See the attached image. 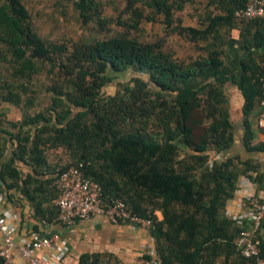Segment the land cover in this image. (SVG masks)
<instances>
[{
  "label": "trees",
  "instance_id": "1",
  "mask_svg": "<svg viewBox=\"0 0 264 264\" xmlns=\"http://www.w3.org/2000/svg\"><path fill=\"white\" fill-rule=\"evenodd\" d=\"M65 1L84 27L103 37L50 41L37 31L25 0H0V106L22 109L17 120L0 112L1 191H10L16 205L29 202L39 224H61L54 183L61 170L81 167L101 186L106 207L122 200L152 221L149 232L165 264H258L238 246L241 226L226 206L241 176H255L264 189V171L252 158L224 156L237 134L233 90L244 102V146L264 153V143L252 144L250 121L264 112V51L242 59L239 68L229 55L235 45L251 53L264 49V18L236 15L251 0H204L202 9L203 0H125L116 20L105 15L101 0ZM188 7L198 12L195 26L177 17ZM158 21L194 45L197 56L180 59L162 37L145 42L131 35ZM235 29L239 39L232 37ZM124 72L148 79L134 77L107 96L104 88ZM41 75L50 103L31 112L41 105L35 83ZM59 151L68 164H52L50 153ZM34 232L56 234L38 225ZM258 237L264 257V221ZM106 258L85 254L79 264H110Z\"/></svg>",
  "mask_w": 264,
  "mask_h": 264
},
{
  "label": "built area",
  "instance_id": "2",
  "mask_svg": "<svg viewBox=\"0 0 264 264\" xmlns=\"http://www.w3.org/2000/svg\"><path fill=\"white\" fill-rule=\"evenodd\" d=\"M236 15L244 20L264 18V0H252ZM262 94L261 105L264 109V80ZM259 126L264 129V112L259 118ZM242 185L247 186L249 182H243ZM54 186L58 196L53 203L60 210L59 220L64 226L89 222L101 216L115 225H128L146 230L152 226L151 220L134 213L122 200H116L106 207L102 199L101 186L86 177L81 167L72 166L65 171L61 170ZM5 197L0 187V256L3 264L14 263L15 250L19 251L27 264H64L69 248L58 235L45 237L32 232L29 239L16 241L19 217L10 209L3 207L6 202ZM246 204L248 211L245 217L238 215L233 218L241 226L237 244L244 256L255 257L258 259V264H264V257H261V241L258 237L264 221V196L248 194ZM245 221L249 225H245ZM145 255L144 264H165L157 255L154 239Z\"/></svg>",
  "mask_w": 264,
  "mask_h": 264
},
{
  "label": "crops",
  "instance_id": "3",
  "mask_svg": "<svg viewBox=\"0 0 264 264\" xmlns=\"http://www.w3.org/2000/svg\"><path fill=\"white\" fill-rule=\"evenodd\" d=\"M232 37L234 39H239L240 31L238 29L233 30ZM261 51L263 52L264 49L251 53L240 49L238 45L231 46L229 48L231 64L234 68H239L242 59L248 58L254 53L259 54ZM230 102L234 106L232 120L236 124L237 134L233 148L227 151L224 156L239 157L241 160L252 158L256 162H259L261 170L264 171V153L251 154L244 146L245 133L242 131V122L244 120L242 107L244 102L241 94L236 90H233ZM250 121L255 133L252 144L256 145L258 143H264V129L259 126V119L256 121V119L251 116ZM239 127L240 130H238ZM2 162L3 160H0V169ZM22 169L23 172H28L27 167ZM254 178L255 176L240 177L235 196L226 206V213L229 217L234 218L238 215L245 217L248 211L246 204V196L248 194L264 196V189H260ZM247 181L249 182V185H242L243 182ZM3 192L7 195H5L6 202L3 204V207L10 209L19 217L18 231L16 234L17 242H21L23 238L29 239L31 233L35 231V226L38 225L41 230L56 233L53 235H58L60 240L67 244L69 254L65 259L64 264H79L81 257L85 254L105 255L110 264H144L143 260L146 258V249L152 243V237L149 230L128 225H115L109 222L104 216L95 218L89 222H77L75 225L69 227L62 225V223L56 225H41L33 218V209L29 202L24 199L21 200V202L19 201L20 203L16 205V201L11 202L8 200V194H11V192L7 190H4ZM158 216L161 218L160 214H158ZM246 223L247 221H245V225H249ZM14 253L15 260L13 264H27L18 250H15Z\"/></svg>",
  "mask_w": 264,
  "mask_h": 264
},
{
  "label": "rangeland",
  "instance_id": "4",
  "mask_svg": "<svg viewBox=\"0 0 264 264\" xmlns=\"http://www.w3.org/2000/svg\"><path fill=\"white\" fill-rule=\"evenodd\" d=\"M101 1L104 5L105 15L112 17L114 20L119 17L125 6V0ZM25 2L33 14V20L37 31L45 39L53 42H70L82 37H103L96 27L91 25L90 28H86L82 25L79 15L75 11L72 3L65 0H25ZM203 2L202 5H198L200 9L204 8V5L206 4L204 0ZM197 16L198 12L192 7H188L179 14L177 13V17L184 19V25L186 26H195L197 24ZM112 28L121 30L116 24L112 25ZM131 35L145 42H153L159 40V37H162L161 39L164 41L165 48L174 50L176 52V57L180 59L196 57L199 53L197 48L191 43L183 40L177 34H169L168 31H165L160 21L154 24H143L141 30H131ZM118 75L119 77L117 79L104 88V93L107 96H112L118 93L123 88V85L130 83L134 77L142 76L144 79H148L144 74L133 72H124L119 73ZM35 83L39 93H41V105L32 109L31 112L42 110L50 103L49 96L46 95L44 89L45 84L48 83L46 75L36 77ZM0 112L5 114L6 119L9 120H17L22 117V109L15 108L9 104L3 103L0 106ZM49 158L52 164H56L61 160L62 164H68V156L62 151L50 153Z\"/></svg>",
  "mask_w": 264,
  "mask_h": 264
}]
</instances>
